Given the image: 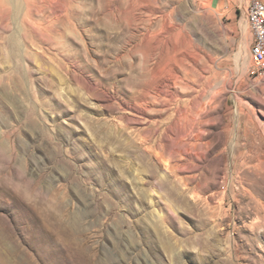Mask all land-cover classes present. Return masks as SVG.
<instances>
[{
	"label": "rangeland",
	"instance_id": "rangeland-1",
	"mask_svg": "<svg viewBox=\"0 0 264 264\" xmlns=\"http://www.w3.org/2000/svg\"><path fill=\"white\" fill-rule=\"evenodd\" d=\"M248 1L0 0V264H264Z\"/></svg>",
	"mask_w": 264,
	"mask_h": 264
},
{
	"label": "built area",
	"instance_id": "built-area-1",
	"mask_svg": "<svg viewBox=\"0 0 264 264\" xmlns=\"http://www.w3.org/2000/svg\"><path fill=\"white\" fill-rule=\"evenodd\" d=\"M245 13L251 32L249 49L253 63L251 74L264 82V1H248Z\"/></svg>",
	"mask_w": 264,
	"mask_h": 264
},
{
	"label": "bare ground",
	"instance_id": "bare-ground-1",
	"mask_svg": "<svg viewBox=\"0 0 264 264\" xmlns=\"http://www.w3.org/2000/svg\"><path fill=\"white\" fill-rule=\"evenodd\" d=\"M198 10V9H197ZM246 25V23H245ZM248 26V25H247ZM246 31V30H245ZM240 64L242 65V69L245 68L246 64L248 63L247 60H248V54H247V43H246V40L244 41L243 45H242V48H241V51H240ZM248 66V65H247ZM159 93H162L163 90H158ZM158 93V94H159ZM170 99V98H169ZM167 136V135H166Z\"/></svg>",
	"mask_w": 264,
	"mask_h": 264
}]
</instances>
